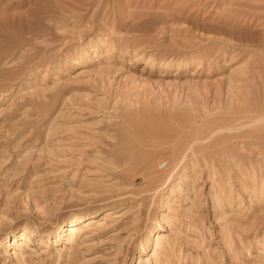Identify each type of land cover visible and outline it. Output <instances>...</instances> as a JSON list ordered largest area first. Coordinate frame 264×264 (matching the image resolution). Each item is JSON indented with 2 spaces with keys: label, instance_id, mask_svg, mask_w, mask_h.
<instances>
[{
  "label": "rangeland",
  "instance_id": "obj_1",
  "mask_svg": "<svg viewBox=\"0 0 264 264\" xmlns=\"http://www.w3.org/2000/svg\"><path fill=\"white\" fill-rule=\"evenodd\" d=\"M263 101L264 0H0V264H264Z\"/></svg>",
  "mask_w": 264,
  "mask_h": 264
},
{
  "label": "bare ground",
  "instance_id": "obj_2",
  "mask_svg": "<svg viewBox=\"0 0 264 264\" xmlns=\"http://www.w3.org/2000/svg\"><path fill=\"white\" fill-rule=\"evenodd\" d=\"M212 41V40H211ZM215 41V40H214ZM218 40H216V42H217ZM221 42H223V41H220V43ZM205 53V56L207 57L208 56V58H210L211 56H213V54H214V52L211 50V51H205L204 52ZM204 55V54H203ZM203 59H205V57H203ZM203 59H202V61H203ZM264 102V101H263ZM260 105H262V104H260ZM261 108V107H260ZM260 108L258 109V107H257V109H256V111L259 113V111L258 110H260ZM262 112H264V104H263V106H262ZM262 116V115H261ZM261 116L260 117H258L257 118V120H259V119H261ZM262 125H264V124H261V127H262V129H263V127L264 126H262ZM261 127H260V129H261ZM264 130V129H263ZM262 131V130H261ZM262 133H264L263 131H262ZM262 138H264L263 136H262ZM263 153V152H262ZM85 221V219H83V217H74L73 218V220H72V223H71V225H69V226H67V228L66 229H62L61 231H58L57 232V241L58 240H60L61 238H62V236L63 235H66V236H68V238L70 237V238H74L75 236H76V234L78 233V230L80 229L79 227H78V225L80 224V223H82V222H84ZM64 232H66L65 234H64ZM32 231H30V232H28L27 231V227L24 229V232L23 233H21V234H19L18 236L17 235H15L14 236V245H15V247L16 248H18V249H20V250H22V251H24L25 249H26V245H28L27 243L28 242H30V236L29 237H27V235L28 234H30V235H32ZM8 235H5V237L3 238V239H1L0 240V244L1 243H3L4 241H5V239H8ZM10 241V240H9ZM26 251V250H25ZM25 251L23 252V253H25Z\"/></svg>",
  "mask_w": 264,
  "mask_h": 264
}]
</instances>
